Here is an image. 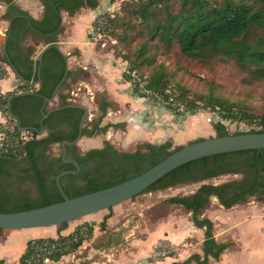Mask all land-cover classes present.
<instances>
[{"label": "trees", "instance_id": "16d2710c", "mask_svg": "<svg viewBox=\"0 0 264 264\" xmlns=\"http://www.w3.org/2000/svg\"><path fill=\"white\" fill-rule=\"evenodd\" d=\"M0 1L6 4L4 18L10 22L0 62L6 63L22 81L18 87L21 93L8 94L0 102V110L9 124L6 129L0 126L5 147V151L0 152V213H12L61 202L63 199L55 178L62 172L76 170L73 164L63 162L62 152L51 156L50 148L58 144L61 149L63 141L76 139L83 111L65 107L71 103L64 98L57 107L59 109L48 113L45 100L50 99L56 87H62L69 78L67 58L55 44L62 30L61 12L73 16L82 8L94 10L99 0H38L43 8L40 20L33 19L13 0ZM117 1H121L119 13L113 16L105 13L99 18L104 23L102 33L115 40L120 48L119 52L113 50V53L126 65L123 77L131 83L135 94L139 97L149 95L151 101L168 108L172 107L171 99L173 103H181L190 113L208 108L213 114L219 113L222 121L234 120L251 128L247 132L228 134L223 124L217 122L213 126L217 137L264 133V113L255 117L212 94L193 100L179 82L175 84V71L169 70V65L165 63V60L177 56L204 67L230 65L246 83L264 81V0H110L112 3ZM97 20L92 26L97 25ZM30 34L47 45L40 62L32 60L30 51L23 46ZM88 39L91 40L90 36ZM147 70L151 71L146 75ZM132 74L136 75L139 83H133ZM199 101L204 104L200 106ZM109 107L111 104L101 98L100 116L89 129L82 128L81 137H92L107 130L109 126L100 125ZM45 114L48 115L43 119ZM254 120L260 127L257 130L249 124ZM19 127L30 131L32 139H21ZM41 129L45 132L43 136L40 135ZM180 147L170 150L168 142L143 144L141 150L128 153L119 152L109 143L86 152H81L77 145L66 146L65 159L75 161L78 172L59 179L63 193L72 198L120 184L147 171ZM222 176L236 178L216 185L205 183ZM26 182L32 183L35 198L22 189ZM193 184L200 185L192 195L173 197L167 203L189 211L192 224L204 229L202 257L193 254L181 264H207L209 258L218 260L228 244L216 242L212 223L206 218L200 219L199 215L208 205L210 197H215L225 209L246 203L252 197L260 198L264 206V149L192 161L168 173L136 197ZM67 225H59L58 230H64ZM81 227L86 228L89 239L93 228L88 223L66 236L46 239H56V242L70 240ZM104 228L105 221L100 223V229ZM30 241L19 259L20 264L28 256ZM79 243L72 244L64 255L73 251ZM60 257L61 254L54 259Z\"/></svg>", "mask_w": 264, "mask_h": 264}, {"label": "crops", "instance_id": "0c3cea01", "mask_svg": "<svg viewBox=\"0 0 264 264\" xmlns=\"http://www.w3.org/2000/svg\"><path fill=\"white\" fill-rule=\"evenodd\" d=\"M13 2L20 9L26 11L33 19L40 20L42 18L43 8L38 0H13ZM109 4H111L110 0H99V5L96 9L90 10L82 8L73 16H69L66 12H61L62 30L56 37L55 44L67 58L66 63L68 66L67 72H69V78H67L64 85L59 88L52 101L47 103V108L49 110L57 108L64 98L69 103L84 106L88 110V116L86 117L88 121L86 124L83 123V128L89 129L91 123L96 121L101 114L99 111V102L97 101L96 103L95 95H102L106 102L111 104V107L107 109L100 125L101 127L109 126L107 130L104 133L92 137H81L76 144L77 147L82 148V152H86L90 149H100L105 143H108L105 142L106 140L103 138L105 133L111 129V131H115L118 128H120L118 129L119 131L124 129L123 141L127 144L136 141L152 145L166 142L171 144V141L175 140L179 143L178 145L183 146L185 145L184 141L189 139L192 140L193 137H200L202 139L215 137L216 134L212 126L208 130H201L192 123V121H195V117L192 118V116H188L184 119H180L178 116L174 117L171 115L173 113L168 107L147 101L135 94L132 90V86L130 87V83L123 77L126 69L124 62L116 58L112 53L113 51L103 52L94 44L90 43L88 32L97 16L110 10ZM112 7H115V4H112ZM5 11L6 4L0 1V57L4 54L3 45L6 41L8 28V21L4 18ZM76 28H80V34H74ZM23 46L30 51V58L32 60H37L41 50L47 45L41 39H37L30 34L26 37ZM89 50H92V54L90 53L91 55L88 52ZM2 63L4 62H0V64ZM86 74H88L89 77ZM82 76L87 79L82 81L80 79ZM21 84L22 81L18 79L10 68L6 77L0 80V91L4 96L17 92L21 93V91H18V87H20ZM35 87L37 88L38 85H35ZM127 103L130 105V111L128 114H126V111H123L126 120H115L116 122H111L110 118H116L118 114H121V111ZM149 111L153 113L151 114V120L146 118ZM129 118L131 119L128 120ZM191 118L193 120H191ZM104 119L106 120L103 122ZM204 120L206 122V118ZM6 123L7 119L0 110V126H5ZM119 131L115 132V134ZM44 134L45 132L40 135L43 136ZM99 136L103 138V140L100 138L101 144H99L100 140H97ZM50 150L55 154L59 153V145H52ZM182 186L184 185L155 192L162 197L160 198L162 200H168L173 197L190 196L194 193V191H192L189 194H181L182 196H179V191L184 189ZM123 203L114 206L110 210H104L86 216L94 217L85 219L82 223H88L93 228L91 237L85 242L84 249L74 254V258L71 256L67 258L71 259L74 264H181L189 258V256L193 255L189 253V251L192 250L191 248L196 250L194 254H198L202 257L204 229H198L192 224L191 213L189 211H186L181 206L169 204L170 207L175 208L174 211L183 210L185 212L184 215H175L173 211L170 215L162 218L158 217V215L154 216L152 220L140 217L138 222L133 224L132 217H129V213H132L131 211H136L137 207H135L134 201L132 202V206L127 207L122 206ZM262 207H264L262 203L259 207H253L242 203L225 209L219 205L215 197H210L208 205H206L205 209L200 213L199 218L208 219L212 223L215 241L220 244H228V247L220 255L218 260L209 258L207 264L221 262L226 252H228L230 248L236 247L235 244L239 242L234 236L235 230L242 229L243 227L246 228L251 224L253 225L255 221H259L260 227L262 226L264 228L262 222L264 216L262 218L257 216L258 210ZM170 216L180 217V220L185 224L186 235L181 239L175 237L173 234L175 231H173V229L168 230L167 226H165V222ZM233 220H236L235 224L231 223ZM103 221H105V228L101 230L100 223ZM157 222H164L163 225L161 224L163 234L161 236L149 237L150 230L148 226ZM80 225L70 224L62 231L58 230V226L25 230H2L3 236H0V241L6 240L12 235L22 236V244L13 245L16 250L11 251L12 254L17 256L18 264H20L19 259L25 253L29 240L56 238L58 235L66 236ZM172 225L176 230L177 226L175 224ZM50 234H54V236ZM160 241L173 245H179L186 241L190 242L191 245L188 249L180 250L181 252L175 257L156 260L151 258V253L155 245ZM245 244L246 247H239L237 245L238 247L236 248L248 249V244ZM0 262L8 264L1 256ZM189 264L196 263L190 262Z\"/></svg>", "mask_w": 264, "mask_h": 264}, {"label": "rangeland", "instance_id": "374dc122", "mask_svg": "<svg viewBox=\"0 0 264 264\" xmlns=\"http://www.w3.org/2000/svg\"><path fill=\"white\" fill-rule=\"evenodd\" d=\"M112 4H115V7H112ZM110 10H108L107 14L110 16H113L120 12L121 7V1H117L111 4H109ZM92 28V27H91ZM90 28V29H91ZM74 34H80V28H76L74 30ZM91 43V40H89ZM96 46V45H95ZM103 52H112L115 50L116 52H119L120 48L117 46V44H112L111 42H108L107 45L104 48H100ZM89 54H92V50L88 51ZM113 53V52H112ZM90 54V55H91ZM114 54V53H113ZM175 56V55H173ZM160 60V58L158 59ZM166 65H169V70L175 71V84L176 82H179L183 86L184 89H186L193 100H197L199 96H206L208 94L219 96L220 98H223L227 101V103L230 106H237L241 107L242 109L246 110L248 113L253 114L255 117L261 115L264 113V81L262 82H253V83H246L242 78L243 76L232 66L230 65H214L211 67H204L200 64L191 63L188 61H185L184 59H181L179 57H172L169 58V60H165ZM125 65V64H124ZM126 67V65H125ZM152 70V69H151ZM151 70H147L145 74L147 75ZM88 76V74H86ZM89 77V76H88ZM82 81H85L87 79L86 77L82 76L80 78ZM131 87V83H130ZM83 89V88H82ZM85 89V88H84ZM83 91V90H82ZM96 94V93H95ZM96 103L99 102L102 97V95L96 94ZM139 99V98H138ZM75 104V103H71ZM200 106L204 104L203 101H199ZM227 104V105H228ZM158 110V109H157ZM126 111V114L130 111V105L127 103L123 110L121 111V114H118L116 118H110L111 122H116L115 120H126L124 116V112ZM211 111L206 108L202 111H197L194 113L187 114L184 118L188 116H192V118L195 117V121H192L193 125L201 130H208L211 126H214V123L207 124L205 122V118L209 116ZM149 111V114L146 118L152 119V115ZM219 113H217V116ZM174 117L176 115L171 114ZM121 116V117H119ZM177 117V116H176ZM180 118V119H184ZM191 118V120H193ZM129 118L128 120H130ZM106 119L103 120V122ZM257 120V119H256ZM254 120L251 123V127H253L255 130L259 129L260 127L257 125V121ZM88 119H85V124L87 123ZM114 124V123H113ZM221 124H224L225 132L228 134H234L237 132H247L251 128L246 127V129L242 128L240 123L238 124V121L234 120H226L224 119ZM88 125V124H87ZM86 125V126H87ZM244 125V124H243ZM120 129V128H118ZM107 131L104 135L105 142L110 143L116 150L119 152H128L133 153L138 150H141L142 142H133V143H124V129L119 131ZM119 131L117 134L115 132ZM205 136V135H204ZM103 140L101 136L97 140ZM202 139L200 137H193V139H189L184 141L185 145H187L191 141ZM101 140L99 141L101 144ZM94 142V141H89ZM177 141L172 140L171 141V148L170 150H173L178 145ZM184 146V145H183ZM78 149L82 152V148L78 147ZM59 153L55 154L50 150L51 156H57ZM236 176H222L217 177L211 180H207L205 183H211V184H220L232 179H235ZM200 184H193V185H184V189L179 191V196H182L181 194H189L192 191H195ZM22 189L28 191L32 198L36 197V193L34 190V187L32 183L26 182L23 184ZM160 195L157 192H149L145 193L144 195H140L137 198H134V204L135 207H137L136 211H131L132 213H129V217H132L133 224L138 222V219L141 217H145L148 220H152L154 216H157L162 218L165 216L170 215L174 211V207H170L169 203H167V200L160 199ZM132 200L126 201L122 204V206H132ZM245 204L251 205V206H261L260 198L258 197H252L249 199ZM184 211L182 210H176L174 211L175 215H184ZM139 214V217H138ZM260 218L264 216V207L260 208L258 210V215ZM94 217H85L82 219H79L74 222L68 223L70 224H77L80 225L83 223V220L85 219H91ZM180 217L176 216H170V218H167L166 225L168 230L175 231L173 234L178 239H181L186 235V229L185 224L182 220H180ZM257 219V218H254ZM236 220L231 221V223L235 224ZM264 225V220L262 221ZM161 224L163 225L164 222H157L153 225L148 226L149 237H155V236H161L163 234V229L161 228ZM172 224H175L177 226L176 230L173 227ZM252 225V224H251ZM248 225L246 228L243 227L242 229L235 230L234 236L238 240L239 243L235 244L236 247H246V244H248V249H237L236 247L230 248L228 252H226L225 257L222 259L221 262H216L214 264H264V228L260 227V222L255 221L254 224L251 226ZM249 229V230H248ZM46 230V229H45ZM52 230V229H50ZM247 230V231H246ZM167 232V231H166ZM51 236H54V234H50ZM0 236H3V232L0 233ZM195 238V237H193ZM228 239V238H227ZM247 239V240H246ZM22 236H11L7 238L6 240L0 241V256L5 259V261L8 264H18L17 256L12 254L11 251H15L14 249L15 245L22 244ZM165 243L164 241H160ZM186 242V241H184ZM14 245V246H13ZM194 245V244H193ZM238 245V246H237ZM190 248H184L188 249ZM192 250L189 251L190 254H194L196 250L191 248ZM179 251L178 253H180ZM60 264H74L73 261L69 258L62 259L60 261Z\"/></svg>", "mask_w": 264, "mask_h": 264}, {"label": "water", "instance_id": "95a60500", "mask_svg": "<svg viewBox=\"0 0 264 264\" xmlns=\"http://www.w3.org/2000/svg\"><path fill=\"white\" fill-rule=\"evenodd\" d=\"M9 25L10 22L8 21V26ZM5 43L6 41L3 45V51H5ZM46 47L47 46L41 50L38 56L39 62L41 61ZM67 71L68 66L66 63V72ZM65 78L66 73L63 80ZM18 79L20 80L19 77ZM35 84H37V82H35ZM58 90L59 85L54 90L52 97L45 100V103L51 102ZM65 107L79 108L83 111V114L79 121V134L76 139L72 142L63 141L60 144L62 152L61 158L63 162L66 164L71 163L76 168L75 171L62 172L55 178L56 187L63 200L61 202L52 203L47 206L34 209L12 213H0V230H25L57 227L63 223L74 222L86 216L111 209L114 206L131 200L147 190L151 185L168 173L192 161L221 154L264 149V133H242L237 135H228L223 137L216 136L208 139H200L196 142L181 146L178 150L171 153L147 171L127 181L95 192L68 198L63 193L59 179L64 175H75L78 172V167L75 161L65 159V147L76 145L81 138V131L83 123L88 116V110L84 106L76 104H69ZM56 109L59 108L50 109L48 113ZM47 115L48 114H45L43 119L46 118ZM24 130L25 128L19 127V131ZM43 132L44 130L41 129L40 134Z\"/></svg>", "mask_w": 264, "mask_h": 264}, {"label": "built area", "instance_id": "2783aa9c", "mask_svg": "<svg viewBox=\"0 0 264 264\" xmlns=\"http://www.w3.org/2000/svg\"><path fill=\"white\" fill-rule=\"evenodd\" d=\"M105 13L100 14L99 16H103ZM97 16V25L92 26V28L89 30V36L91 38V43L94 45L99 46L100 48H104L108 42H111L112 44H116V41L111 39L110 37H106L102 33V26H103V20L102 18H99ZM10 71V67L6 63L0 64V80L4 79L7 75V72ZM133 83H139V80L136 78L135 74H132ZM142 84H140V87ZM148 94V93H147ZM4 95L0 91V102L4 100ZM143 99L147 101H151L150 96L146 95L142 97ZM153 102V101H151ZM170 105L172 106L169 108L171 112L178 116L184 118L187 114H189V111H186L184 106L181 103H173V101L170 99L169 100ZM155 103V102H153ZM159 104V103H156ZM161 106H164L162 104H159ZM166 107V106H165ZM206 122L209 124L212 123H217L220 122L222 123L223 121L213 113H210L209 116L206 118ZM224 125V124H223ZM9 126L8 123H6L5 126H3L5 129ZM242 128L246 129L244 125H240ZM11 127V126H10ZM12 129V127L10 128ZM33 137L32 133L30 131L24 130L20 131V138L23 140H31ZM4 141V136L2 133H0V152L5 151V147L3 144ZM87 232L86 228L81 227L79 230L74 234V236L70 240H64V241H58L56 242V239H41L40 241H36L35 239H32L30 241V247H29V253L28 256L25 258L23 264H60V261L62 259H65L69 256L74 258L75 253H79V250L84 249V244L87 241ZM80 242V243H79ZM79 246L76 247L73 251L68 253L67 255H64V252L68 250V248L72 244H78ZM191 245L190 242H183L179 245H173L170 243H163V242H158L154 249L152 250L151 253V258L156 259V260H164L166 258H172L175 257L178 252L184 248H187ZM61 257L59 259H54L55 256L60 255ZM0 264H5L4 262H0Z\"/></svg>", "mask_w": 264, "mask_h": 264}, {"label": "flooded vegetation", "instance_id": "af4514ba", "mask_svg": "<svg viewBox=\"0 0 264 264\" xmlns=\"http://www.w3.org/2000/svg\"><path fill=\"white\" fill-rule=\"evenodd\" d=\"M60 152H61V149H60ZM58 155H59V154H58ZM58 155H57V156H58Z\"/></svg>", "mask_w": 264, "mask_h": 264}]
</instances>
